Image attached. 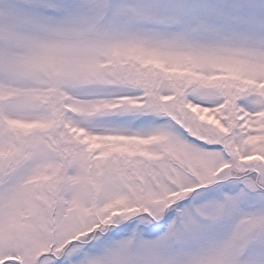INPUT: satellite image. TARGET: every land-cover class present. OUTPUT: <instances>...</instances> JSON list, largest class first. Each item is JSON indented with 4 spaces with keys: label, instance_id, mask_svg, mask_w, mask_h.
Masks as SVG:
<instances>
[{
    "label": "snow or ice",
    "instance_id": "obj_1",
    "mask_svg": "<svg viewBox=\"0 0 264 264\" xmlns=\"http://www.w3.org/2000/svg\"><path fill=\"white\" fill-rule=\"evenodd\" d=\"M0 264H264V0H0Z\"/></svg>",
    "mask_w": 264,
    "mask_h": 264
}]
</instances>
